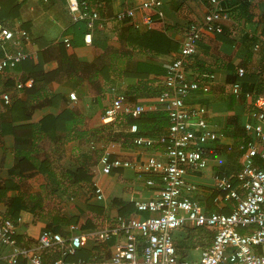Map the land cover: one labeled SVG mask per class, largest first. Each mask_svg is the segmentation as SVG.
I'll return each mask as SVG.
<instances>
[{
	"label": "crops",
	"instance_id": "obj_1",
	"mask_svg": "<svg viewBox=\"0 0 264 264\" xmlns=\"http://www.w3.org/2000/svg\"><path fill=\"white\" fill-rule=\"evenodd\" d=\"M25 1L17 0L20 16L14 26L28 23L27 33L31 38L28 51L36 57L13 71L0 74V94L2 91L10 93L8 105L0 99V216L15 222L13 241L26 248L34 247L44 230L66 238V229L73 225L70 221L87 218L94 229L78 230L74 224L84 239L81 249L66 260H108L117 244L125 242V238L114 231L117 218L148 217V214L135 210L134 201L153 195V189L146 185L148 179L155 183L160 181L155 173L138 174L135 166L148 158L164 162L166 157L156 144L148 148L137 147L133 141L122 145L120 142H106L102 136H92L91 132L99 128L113 129L114 132L128 130L126 117L130 115L122 113L116 119L106 116L107 109L118 95H125L124 104L128 108L143 106L145 111L141 116L159 112L167 116L158 100L165 90L164 66L180 57L186 29L204 18L210 0H164V19L161 21L165 28L161 33L164 41L159 42L163 52L146 48L153 32L150 26L142 24L141 19L144 14L152 19L156 14L142 10L144 0H86L93 6L98 5L100 16L89 45L83 40L86 33L83 23L72 22L64 0H32L29 3L27 0L28 7L23 15L21 4ZM221 1L227 10V19L221 21L223 32L203 35L195 55L186 65L189 73L212 75L213 83L207 94H192L187 103L189 107L205 110L207 124L226 134L221 143L227 146L230 142L251 138L243 124L253 122L249 116L252 99L236 97L231 84L239 81L243 92L264 95V0ZM127 9L134 11L132 21L139 24V29H133L132 23L115 21V16ZM65 11L68 21L63 15ZM52 15L57 21L64 18L59 22L60 32L34 31L40 19L44 16L52 18ZM80 25L85 32H81ZM63 39L69 40L70 47L63 43ZM168 43L170 48L166 50ZM70 57L74 61L71 62ZM101 57L108 63V69L98 77L74 70V67L78 69L77 64H89ZM36 67H41L46 74V84L35 82L30 76ZM139 68V77L124 75L125 72L136 73ZM238 68L245 71L241 80L236 75ZM28 80L33 84L19 91L15 89L17 81L25 83ZM70 93L76 96L74 102L69 99ZM158 135L142 137L156 140ZM213 145L205 147L207 166L199 172L188 170L187 180L198 187L193 198L207 214H226V208L214 204V198L219 195H214L218 190L212 178L216 173L224 177L236 172L238 153L228 154L224 147L222 152L215 153L210 150ZM17 149L18 153L15 152ZM106 151L111 159L128 162L134 169L105 171L100 158ZM79 167L87 170L90 183L81 181L76 194L65 199L66 173ZM49 179L60 184L59 189L53 192L46 189ZM94 187L101 189V200L95 197ZM31 206H34L33 210L29 208ZM106 230H110V235L104 240ZM192 250L201 252L199 247ZM9 253L8 247L0 248V264H6ZM43 255L46 264H56L59 259L56 250L46 251ZM185 257L178 258V261L187 262ZM18 264L26 263L20 261Z\"/></svg>",
	"mask_w": 264,
	"mask_h": 264
},
{
	"label": "built area",
	"instance_id": "obj_2",
	"mask_svg": "<svg viewBox=\"0 0 264 264\" xmlns=\"http://www.w3.org/2000/svg\"><path fill=\"white\" fill-rule=\"evenodd\" d=\"M64 1L72 22L85 24L83 40L85 44H91L92 32L100 19L98 5L93 6L86 0ZM163 4L164 0H144L141 8L153 11L162 21ZM133 17L134 11L127 9L118 13L115 21L120 24L132 23L134 29H139V24L132 21ZM223 19H227V10L222 1L210 0L204 18L188 26L181 44L180 57L164 66L165 90L158 97L167 112L169 125L156 140L142 136L132 140L137 147L158 145L164 151L165 161L148 158L134 169L128 162L111 159L107 151L100 158V164L107 172L133 168L138 174L159 175V183L151 179L146 181L148 188L153 189V195L134 201L135 210L148 214V217L117 218L114 231L123 236L125 242L117 244L108 260L77 259L68 262L66 258L74 256L81 249L84 239L74 225L66 229V238L44 230L36 245L26 248L15 245L13 241L15 222L0 216V248L10 249L5 258L6 264H17L21 259L26 264H46L43 254L53 250L59 254L56 264H188L178 261L174 239L175 233L185 227L203 228L212 234L208 247L201 250L196 264H264V95L253 96L250 92H243L239 81L231 84L236 97L252 99L249 116L253 122L243 124L251 138L237 143L230 142L225 148L227 153H238V170L224 177L218 173L213 174L215 188L222 193L214 198V204L228 209V213L207 214L193 198L198 187L187 180L188 170L199 172L207 166L206 145L220 144L226 139L223 131H216L207 124L203 108L189 107L187 103L190 95L209 92L213 76L189 73L186 70L188 59L195 55L203 35L223 32ZM141 22L150 26L152 20L144 14ZM63 43L70 47L68 39H63ZM29 45L31 38L27 31L20 27L0 25V74L13 71L22 63L34 59L36 55L28 51ZM236 75L241 80L245 71L238 68ZM31 84L32 80L25 83L17 81L14 87L19 91ZM68 96L71 101L76 100L74 93ZM0 99L4 105H8L10 93L2 91ZM124 103L125 98L117 96L107 109V118L116 119L125 113L132 119H138L145 111L141 105L128 108ZM127 133L136 134L137 126L132 124ZM232 181L236 182L235 186H232ZM93 193L97 200L102 199L100 188L94 187ZM228 203L229 206L225 205ZM109 232L104 231V240L109 237Z\"/></svg>",
	"mask_w": 264,
	"mask_h": 264
},
{
	"label": "trees",
	"instance_id": "obj_3",
	"mask_svg": "<svg viewBox=\"0 0 264 264\" xmlns=\"http://www.w3.org/2000/svg\"><path fill=\"white\" fill-rule=\"evenodd\" d=\"M19 7H20V4L17 3V0H0V25L7 26L8 28L20 27V28H22L28 32L29 31L28 23H24V25H21V26H14V23L16 22V20L19 19V16H20L19 15V12H20ZM152 17H153V19L151 18L152 22H151L150 27H151L153 33H152V36H151L149 42L147 43L146 48L149 50L159 52V51H162V49H161L162 45H160L159 42L164 41L163 37L161 36L162 35L161 33L164 32L165 28L161 25V20H159L157 16H155L153 14ZM156 18H157V20H156ZM83 25L85 28L84 23H83ZM83 25L79 26L81 28V32L84 31ZM169 45L170 44L168 43V47L166 48V50H168L170 48ZM61 50H62V48H61ZM42 55H44V54H42ZM63 57H65V56H63ZM70 59H72L71 62L74 61L73 57H70ZM39 61L42 62V60H40V57H39ZM76 64H77V62H76ZM77 65H78V69H77V67H74V70H76V71L79 70L80 72L86 73V74L90 73L91 75H93V78H95L96 76L98 77L99 74H102L106 69H108V63L105 61L104 57L97 58L89 64H85V65L77 64ZM40 69H41V67L40 68L36 67V69L32 73H30V76L33 77L35 82H42V83L46 84L45 82L47 81V76H46V74H44L42 72V69L41 70ZM140 72H141V68H139L136 73H126L125 72L124 75H126L127 77H132V76L139 77ZM121 96H123L126 99L125 95H121ZM46 122H48V120L45 121L43 123V125L46 124ZM149 123H151L152 125L149 126ZM126 124L129 127L132 124L137 125V133L130 135L127 133V131H125V132H114L113 129L108 130L107 128H99V129L93 130L91 132V134H92V136H98V135L102 136L103 140L106 142H109V141L120 142L122 145H124L125 142H131L133 140V138L136 136H144V135H152V134H159L160 135V134H162L167 129L169 122H168V117L164 113L159 112V113L143 115L138 120H133L131 117H126ZM225 136H226V134H225ZM222 144L223 143L215 144L211 147L210 150L214 151L215 153H217V152L220 153L223 151V147L226 148V146L225 145L223 146ZM16 146L20 147V144H17ZM15 152L18 153V149L15 150ZM228 154H230V153H228ZM81 181L85 184L90 183V175L87 172V170H84L83 168L79 167L74 172L67 171L66 180H65L66 183H65V188H64L65 190L63 191L64 195L66 193L65 199H69L76 194L75 193L76 188L79 187V184L81 183ZM235 185H236V182L232 181V186H235ZM59 187H60V184H57L54 180L52 181L49 179V181L47 182L46 189H50L51 192H53L54 190L59 189ZM68 190H70L69 193L66 192ZM72 190H73V193H71ZM220 194H222V193L220 191H217L214 195H220ZM29 208L31 210H33L34 206H31ZM32 213L35 216H37L36 212L33 211ZM225 213H228V212H225ZM70 223H72L73 225L75 224L77 226V229L79 228L80 230L91 231L94 229L93 224L87 218H83V219L78 218L75 221H70ZM185 228L189 229V231H188L189 235L192 232H198L200 235H205L207 240H210L212 237V234L210 232H207L203 228H189V227H185ZM66 234H67V232H66ZM188 234L185 238H183V240H182L183 245H180L181 247H179V249H185V248L190 249V248H194L196 246V244L194 243V240L192 239V237H188L189 236ZM201 245L203 246V244H201ZM176 247L177 246H175V248ZM176 252H177V250H176ZM43 257H44V255H43ZM45 260H46V258H45ZM20 261L22 263L23 262L25 263V261L22 259L19 260V262Z\"/></svg>",
	"mask_w": 264,
	"mask_h": 264
},
{
	"label": "rangeland",
	"instance_id": "obj_4",
	"mask_svg": "<svg viewBox=\"0 0 264 264\" xmlns=\"http://www.w3.org/2000/svg\"><path fill=\"white\" fill-rule=\"evenodd\" d=\"M29 2H32V0H29ZM39 6V4L37 5V7ZM26 7H28L27 5V0L25 2H22L21 4V12L26 14ZM50 10V9H48ZM59 15V14H57ZM63 15L65 16V21H68V15L65 12H63ZM56 16L52 15V18H47L46 16L43 17V19H40L38 23H36V28L34 27V31L36 29V32H60L59 30V22L64 19V18H59L58 21L55 18ZM28 19V18H27ZM54 20L56 22H54ZM55 23V24H54ZM189 229L188 228H183L181 230H178L175 233V246L176 250H177V256L178 258L182 259L183 256L185 257L186 253L187 256L186 261L188 262V264H192V262H196L198 263L199 259H200V251H194L192 250V248L190 249H179V247H181L180 245H183V238H185L188 234ZM189 235V234H188ZM188 237H192V239L194 240V243L196 244V246L194 247V249L196 247H199V249H206L210 243V240H207L205 235H200L198 232H192ZM203 244V246L201 245ZM178 248V249H177ZM196 260V261H195Z\"/></svg>",
	"mask_w": 264,
	"mask_h": 264
}]
</instances>
